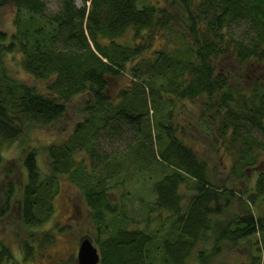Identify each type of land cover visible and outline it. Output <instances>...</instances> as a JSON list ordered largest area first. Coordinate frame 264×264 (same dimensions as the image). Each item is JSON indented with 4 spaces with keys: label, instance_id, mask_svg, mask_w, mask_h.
<instances>
[{
    "label": "trees",
    "instance_id": "1",
    "mask_svg": "<svg viewBox=\"0 0 264 264\" xmlns=\"http://www.w3.org/2000/svg\"><path fill=\"white\" fill-rule=\"evenodd\" d=\"M81 1L49 10L45 0H0L13 11L12 30H0V178L9 170L4 149L20 143L15 237L22 234L23 261L55 241L44 224L66 178L90 210L99 264H226L225 245L246 246L244 264H264V71L242 84L219 68L221 59L264 66V0ZM126 35L129 42L118 41ZM13 52L43 86L9 73L2 57ZM124 76L126 85L111 93ZM76 98L73 131L41 147L44 169L23 138L31 126L56 123ZM199 126L214 159L231 161L227 185L189 139L192 130L201 135ZM13 191L4 186L0 219ZM131 198L140 202L135 214ZM6 241L0 236V264H16ZM54 264L77 263L71 256Z\"/></svg>",
    "mask_w": 264,
    "mask_h": 264
},
{
    "label": "rangeland",
    "instance_id": "2",
    "mask_svg": "<svg viewBox=\"0 0 264 264\" xmlns=\"http://www.w3.org/2000/svg\"><path fill=\"white\" fill-rule=\"evenodd\" d=\"M49 10L57 9L59 0H45ZM77 6L82 5L81 0H75ZM13 11L11 8H1L0 9V30L9 33L11 28V17ZM132 33V32H131ZM130 33V35H131ZM119 42H129L128 35L122 37L118 40ZM161 44V40H155L153 49L158 48ZM21 61V54L19 52H13L9 54H4L2 57V63L7 67V70L10 74L19 77L20 79H25L29 83L36 85L37 87L43 86L40 82H35L28 75H26L21 67L19 62ZM219 68L223 70L231 68L234 80L233 83H250L253 80L257 72L264 71V66H258L256 70H251V68H241L234 61L229 59H221L219 61ZM243 75L245 78L242 82L238 81ZM127 76H129L127 74ZM120 77L112 82L110 92L115 94L128 82V77ZM78 99H74L68 107V113L60 118L53 125L41 128L37 126H31L27 130V134L23 139H26V145L31 146L36 145L38 148V158L40 165L45 169V153L41 149L44 142H58L73 131V124L75 120L78 119L77 114L75 113L76 104ZM188 112L199 113V108L197 105L189 104L187 107ZM187 114V112H186ZM188 115V114H187ZM181 116V115H180ZM189 116V115H188ZM191 117V116H190ZM180 120L183 121V117H180ZM195 122L194 119H191L190 125H193ZM201 135H196L195 130H192L190 140L197 139L198 141L194 143L195 149L199 152L200 156H206L210 160V165L212 168H216L218 171L215 181L220 184L227 185L225 181L230 175V159L220 154H216V159H214V154L211 149V138L206 137L204 132L199 126ZM100 139L103 141L104 138L100 136ZM114 147L121 149L123 147V142L117 139L114 143ZM5 156L4 162L9 170H5L2 173L0 178V205L2 206V192L4 186H7L9 182L13 184V196L10 202V212L5 218L0 219V236L7 237V243L12 247L13 254L16 257V264H28L23 261L21 254L20 240L22 234H19L17 237L15 230L18 229L17 226V201L19 199V187L24 180V175L19 167L21 161L22 150L20 143L11 144L8 148H5L3 151ZM8 173V174H7ZM238 186H244V183H238ZM145 198L146 200H151L153 195L149 193L150 184L145 185ZM137 191H142V187L137 186ZM238 192V190L236 189ZM133 195V190H131ZM129 208V212L135 214V208L140 209V202L137 198H131V201L126 202ZM161 219L167 220L166 213H160ZM136 219L139 221L137 225L145 227V222H143V215H137ZM160 220H155L150 224L151 228H155ZM7 227V228H6ZM44 228L49 229L55 235V241L48 245H45L43 248H37L35 259L30 261L29 264H54L58 261L64 260L69 257H74L77 261V253L80 240L82 238L89 237L94 240L96 236L93 230V224L90 218V210L86 206L84 198L81 194L79 188L72 183H70L66 178L61 179V184L59 187V193L54 200V213L51 218L44 224ZM41 230L40 228H38ZM38 242L42 243L41 239H38ZM33 246L35 240L32 242ZM36 246V244H35ZM20 249V250H19ZM224 255L222 257L225 259L226 264H244L246 257L248 256V249L246 246L241 248L233 249L228 245L224 246Z\"/></svg>",
    "mask_w": 264,
    "mask_h": 264
},
{
    "label": "water",
    "instance_id": "3",
    "mask_svg": "<svg viewBox=\"0 0 264 264\" xmlns=\"http://www.w3.org/2000/svg\"><path fill=\"white\" fill-rule=\"evenodd\" d=\"M78 264H98L100 261L99 252L97 246L92 239L84 237L80 240L78 253Z\"/></svg>",
    "mask_w": 264,
    "mask_h": 264
}]
</instances>
